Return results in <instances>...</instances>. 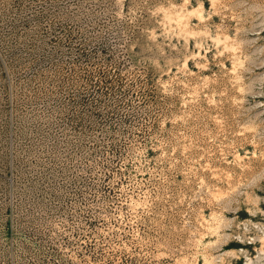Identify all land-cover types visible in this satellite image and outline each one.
Returning a JSON list of instances; mask_svg holds the SVG:
<instances>
[{"label":"rangeland","instance_id":"obj_1","mask_svg":"<svg viewBox=\"0 0 264 264\" xmlns=\"http://www.w3.org/2000/svg\"><path fill=\"white\" fill-rule=\"evenodd\" d=\"M247 263L264 0H0V264Z\"/></svg>","mask_w":264,"mask_h":264},{"label":"bare ground","instance_id":"obj_2","mask_svg":"<svg viewBox=\"0 0 264 264\" xmlns=\"http://www.w3.org/2000/svg\"><path fill=\"white\" fill-rule=\"evenodd\" d=\"M194 12V11H193ZM175 19L177 20V18L175 17ZM181 20V19H180ZM179 21V20H178ZM181 22V21H180ZM183 26V25H182ZM228 46V45H227ZM247 264H252V263H247ZM264 264V263H263Z\"/></svg>","mask_w":264,"mask_h":264}]
</instances>
